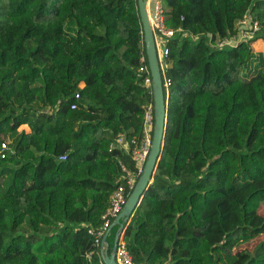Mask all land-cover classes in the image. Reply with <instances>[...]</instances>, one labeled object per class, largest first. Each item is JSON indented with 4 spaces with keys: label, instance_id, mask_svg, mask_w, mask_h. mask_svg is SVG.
Listing matches in <instances>:
<instances>
[{
    "label": "trees",
    "instance_id": "1",
    "mask_svg": "<svg viewBox=\"0 0 264 264\" xmlns=\"http://www.w3.org/2000/svg\"><path fill=\"white\" fill-rule=\"evenodd\" d=\"M162 4L174 31L164 145L124 223L126 250L133 264H264V240L216 253L241 233L249 241L264 232L251 207L264 200V175L226 188L239 124L247 110L264 112V52L254 50L264 44V0ZM246 14L260 31L215 47ZM142 66L137 0H0V146L13 150L0 158V264H103L89 230L123 182L119 164L134 169L110 145L121 134L142 138L153 102Z\"/></svg>",
    "mask_w": 264,
    "mask_h": 264
},
{
    "label": "built area",
    "instance_id": "2",
    "mask_svg": "<svg viewBox=\"0 0 264 264\" xmlns=\"http://www.w3.org/2000/svg\"><path fill=\"white\" fill-rule=\"evenodd\" d=\"M147 12L149 17V24L152 29L157 61L159 66L160 75L162 78V86L164 94H167L169 81L165 78L166 70L170 66L168 60V49L165 46L167 39L172 38L174 31L166 28L164 20V7L162 0H146ZM260 31V24L250 14L244 15V17L238 20L236 24L235 34L217 39L214 42V46L217 48H230L235 47L239 43L246 41L254 37ZM141 62H144V57H141ZM140 72L145 74L144 84L147 87H151L152 79L147 66H142L139 69ZM152 91V89H151ZM78 99V95L75 96ZM74 108V106H72ZM154 126V106L153 102L149 103L146 107L143 115V131L142 138L139 142L135 140L127 141L124 135H119L115 144H111L110 148H119L124 151L134 163V169H129L125 164L120 163V170L123 174L122 184H120L111 194L109 198V204L106 211L103 213L101 220L102 225L97 231L89 230L95 238V244L100 247L101 255L103 254L102 239L109 233V229L117 216L123 210L126 200L129 194L132 192L138 178L143 172L144 164L147 160L153 135ZM13 150L7 143H2L0 146V158H5L9 154H12ZM62 160L65 157H61ZM119 238L117 240V247L115 253V261L117 264H133L131 256L126 250L124 241V228L119 232Z\"/></svg>",
    "mask_w": 264,
    "mask_h": 264
},
{
    "label": "water",
    "instance_id": "3",
    "mask_svg": "<svg viewBox=\"0 0 264 264\" xmlns=\"http://www.w3.org/2000/svg\"><path fill=\"white\" fill-rule=\"evenodd\" d=\"M137 5L142 26L143 42L148 62V69L152 79L151 89L154 106L153 135L150 151L144 164L143 172L138 178L132 192L129 194L123 210L112 223L108 232H110V230L114 226H118L119 231L123 230L124 223H128L130 221V218L133 216L136 208L143 200L147 188L152 183L153 175L161 158L162 148L164 145L165 128L167 123V97L166 99L164 98L165 94L163 91L162 78L157 61L155 38L149 24L146 0H137ZM106 237L107 235L102 239V262L103 264H117L115 261V253L119 235L117 234V236L115 237L110 252H108L109 245L106 243Z\"/></svg>",
    "mask_w": 264,
    "mask_h": 264
},
{
    "label": "rangeland",
    "instance_id": "4",
    "mask_svg": "<svg viewBox=\"0 0 264 264\" xmlns=\"http://www.w3.org/2000/svg\"><path fill=\"white\" fill-rule=\"evenodd\" d=\"M254 50L255 52H264V44L254 45ZM2 117L3 115L0 118ZM23 128L28 130L27 126H21L19 130ZM238 140L241 149L236 153L230 154V172L226 185L228 190L242 183L244 175L249 179L264 175L261 160V148L264 146V112L258 113L253 110L245 112V117L239 124ZM251 207L257 214L264 217V200L254 201ZM263 240L264 232L254 236L249 241H246L245 235L241 233L229 239L216 250V253L220 257L225 258L229 253L236 254L240 250L247 249L252 251ZM110 241L111 239H109Z\"/></svg>",
    "mask_w": 264,
    "mask_h": 264
},
{
    "label": "crops",
    "instance_id": "5",
    "mask_svg": "<svg viewBox=\"0 0 264 264\" xmlns=\"http://www.w3.org/2000/svg\"><path fill=\"white\" fill-rule=\"evenodd\" d=\"M164 98L166 99V94L164 95ZM5 112H6V110H4ZM5 112H4V114H5ZM27 129H28V127H27ZM22 130H25V128H23ZM25 131H28V130H25ZM118 231V230H117ZM115 232L114 233V230L112 229V230H110V232H109V234H108V237H107V239H106V243L109 245V246H111L112 247V245H113V243H114V240H115V237L117 236V234H119V232ZM109 239H111V243L109 242Z\"/></svg>",
    "mask_w": 264,
    "mask_h": 264
}]
</instances>
